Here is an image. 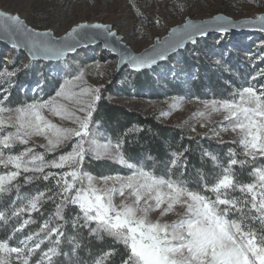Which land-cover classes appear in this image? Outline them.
<instances>
[{
    "label": "snow or ice",
    "instance_id": "6c2138e0",
    "mask_svg": "<svg viewBox=\"0 0 264 264\" xmlns=\"http://www.w3.org/2000/svg\"><path fill=\"white\" fill-rule=\"evenodd\" d=\"M213 19L215 30L219 32L238 26L222 16ZM242 23H258L259 30L264 31V14ZM204 28L201 24L188 23L182 30L173 29V34L179 32V36L158 42L140 55L116 47L112 50L119 52L120 62L140 70L165 59L166 53L178 47L182 40L204 35ZM96 35L107 39L115 37L116 33L105 24H77L65 36L56 38L51 32L28 27L19 15L0 11V36L11 39L17 49H27L30 57L61 60L76 51L81 39ZM18 71L0 70V167L3 169L0 195L10 193L13 188L17 195L9 206L10 215L0 211V222L7 225L12 217H20L25 212L31 215L40 210L44 200L59 203H55V211L49 219L36 232L19 239L16 246L10 241L16 233H22L30 223L28 219L13 228L6 239H0V264H13V261L30 264L45 240L51 246L35 264H45V261L53 264V257L61 254V238L65 233L61 230L62 224H50L53 220H65V209L69 205L79 209L72 222L74 229L87 227L98 239L107 236L123 245L120 264H264V164L253 166L249 175L254 180L245 183L239 179L234 166L243 167L247 161L239 160L235 149H229L226 165L217 155L205 152L203 155L209 157L219 171L199 172L197 187L192 188L183 178L185 173L178 171L182 152L172 153L166 171L158 174L154 167H146L128 157L123 151V139L100 143L93 113L96 102L101 99V87L87 85L84 69L65 78L47 98L36 96L13 106L9 103L10 89ZM261 76L264 69L257 71L252 80ZM201 103L203 110L195 116L209 120L213 113H222L226 123L220 125V130L230 129L239 137L238 143L246 158L253 162L258 158L264 160V85L258 89L249 84L237 88L228 98ZM176 107L178 104L174 101L170 108ZM45 113L69 121L72 126L53 123ZM211 131L219 136L215 129ZM34 137H41L45 142L34 144ZM17 145L23 146L22 150L15 151ZM69 145V150L64 151ZM89 156L107 157L126 168L127 174L96 177L83 168ZM19 177H23L25 183L41 178L55 180V188L21 196ZM237 192L241 195H234ZM17 201H20L19 206H16ZM177 206L183 211L177 214L176 220L152 219L154 213L164 217L176 212ZM254 222L261 227H254ZM93 224L95 227L91 226ZM71 239L75 253L81 245L77 237ZM117 254L116 249H109L92 264H109L111 257Z\"/></svg>",
    "mask_w": 264,
    "mask_h": 264
},
{
    "label": "rangeland",
    "instance_id": "374dc122",
    "mask_svg": "<svg viewBox=\"0 0 264 264\" xmlns=\"http://www.w3.org/2000/svg\"><path fill=\"white\" fill-rule=\"evenodd\" d=\"M0 10L19 15L28 27L39 32H51L56 38L64 36L77 24H105L122 37L133 53L139 54L154 45L155 39L161 40L171 28L184 24L186 20L205 21L216 15H224L233 21L255 19L264 14V0H0ZM244 38L249 37L246 34H213L197 40L194 45H188L171 56L166 62L167 67L157 66L150 85L143 91H136L132 86L133 72L125 68L118 73L117 60L100 47L77 51L67 58V66L55 67L54 63L42 62L39 68H43L50 82L58 79L59 85L65 78L84 69L87 85L101 89L113 76L121 74L127 89L124 94L107 96L108 101L145 116H154L163 124L180 127L190 136L201 135L216 142L236 141L243 152L235 133L230 129L226 132L220 130V125L226 123L222 113H213L209 120L194 114L203 110L201 101L228 98L234 90L249 84L258 89L262 85L261 77L255 80L252 77L264 69V35H256L246 42L241 41ZM228 57L233 59L231 65L226 61ZM184 58L191 59L194 65L189 68L181 64ZM30 61L25 54L0 44V64L8 70H20ZM196 63H201V67L195 68ZM96 64H99V69ZM213 71L225 83L226 92L223 94L209 91L204 85ZM24 93L30 94V101L36 96L48 97L38 85L25 86ZM33 94L36 96L32 97ZM174 101L178 107L172 109L170 105ZM162 112L165 115H161ZM45 115L53 123L72 126L69 121H61L48 113ZM211 129L219 132V136ZM99 140L100 143L108 141L100 137ZM44 142L41 137H34L32 141L37 145ZM69 148L70 145L64 151ZM119 199L116 198L117 203ZM182 211L177 206L176 212L164 217L154 213L152 219L171 222Z\"/></svg>",
    "mask_w": 264,
    "mask_h": 264
},
{
    "label": "trees",
    "instance_id": "16d2710c",
    "mask_svg": "<svg viewBox=\"0 0 264 264\" xmlns=\"http://www.w3.org/2000/svg\"><path fill=\"white\" fill-rule=\"evenodd\" d=\"M241 41H249V38H244ZM180 52V51H179ZM177 52V53H179ZM176 53V54H177ZM175 55V54H174ZM173 56V55H172ZM72 56H69L70 58ZM230 57V56H229ZM227 58L228 64H232L233 59ZM54 63V62H47ZM68 59L64 62L54 63L55 67L67 66ZM181 64L192 67V60L184 58ZM167 67L164 62L159 66ZM48 66V65H47ZM195 68L201 67V63H196ZM5 67L0 64V70ZM13 70V68H10ZM157 72L155 68L141 72H133L132 86L136 91H143L152 81L153 75ZM240 75V74H238ZM222 77L217 76V72L213 71L209 76L206 84H204L209 91L219 92L221 94L226 92L225 83L221 81ZM264 85V76L259 79ZM171 85L170 82H168ZM202 82V86H203ZM41 86L46 95L54 94L59 86V80L55 79L50 82L48 75L43 73V68H39V62L30 61L27 68H21L15 77L12 78V87L10 89L9 102L16 105L30 101V94L24 93L25 86ZM200 85V84H199ZM126 84L122 82L121 74L113 76L107 86L101 89V99L96 102L95 111L93 113V125L98 128L101 139H108L113 141L123 139V151L133 161H139L146 167H154L158 174H164L166 165H168L172 153L182 152L184 155L181 160L180 168L178 171L185 173L184 179L188 181L192 188L197 187L199 181V172L212 174L214 171H219L215 168L213 162L209 157L204 156L205 152L213 153L222 159L226 165L228 161V151L230 148L235 149L237 158L239 160H246L247 163L241 167L240 165L234 166L242 182H253L254 177L249 174L253 166H261L264 160L258 158L255 162L251 158H246L239 146L234 141L216 142L209 140L201 135L190 136L184 129L166 125L159 122L154 116H145L138 112L130 111L124 106L110 102L107 96H114L118 93L124 94L126 91ZM36 96L33 94L32 97ZM23 146L17 145L15 151L22 150ZM38 151H43L38 149ZM49 159L52 158L50 155ZM85 171L93 174L96 177L127 174V169L121 167L118 163L111 160L102 158L95 159L91 156L87 157L83 163ZM0 167V171H2ZM20 183V195H34L37 190L45 191L49 188H55V180L44 181L34 180L30 183H25L23 177L18 178ZM240 196L239 192L234 193ZM214 198V197H213ZM16 190L12 189L10 193L0 195V211L8 212L12 200H16ZM250 199V198H249ZM20 201H17L19 206ZM59 203V201H55ZM55 203L53 201L44 200L40 206V210L29 215L25 212L20 217H12L8 224L5 225L0 222V239H6L12 234L13 228L22 223L25 219L30 220V223L25 226L22 233H16L13 240L10 241L12 246H16L17 241L31 232H36L45 220H48L50 215L55 211ZM79 214V209L76 206L69 205L65 209V220H53L50 226H55L56 223L62 224V231L65 233L61 238L60 250L61 254L53 257V264H92V261L103 252L109 249H116L119 254L111 257L109 264H120L121 256L124 254L122 244L117 243L113 238L105 236L103 239H98L89 233L87 227L73 228V220ZM82 223V221H81ZM95 227V225H91ZM254 227L259 229L261 226L258 222H254ZM77 237L80 248L73 253L74 244L72 237ZM42 238V237H41ZM51 246L49 241L45 240L40 249L30 260V264H35L39 260L43 251ZM45 264L47 262L45 261Z\"/></svg>",
    "mask_w": 264,
    "mask_h": 264
},
{
    "label": "water",
    "instance_id": "95a60500",
    "mask_svg": "<svg viewBox=\"0 0 264 264\" xmlns=\"http://www.w3.org/2000/svg\"><path fill=\"white\" fill-rule=\"evenodd\" d=\"M220 16L225 17L224 15H216L215 17H220ZM225 18L230 20V21H232L233 23H237L238 26L235 27V28H229V30L227 32H219V31L215 30L214 19H208V20H205V21H196V22H192V21L186 20L184 24L171 28L168 31L167 35L164 36L161 40L155 39L154 45H156L158 42H162V41H164L166 39L175 38V36H179V34H180L179 32L173 34L172 30L173 29L182 30L184 28V26L186 24H188V23L201 24V25L205 26L204 35H195L191 40H188V39L182 40L178 47H175L174 49H172V50H170V51H168L166 53L165 59L158 60L156 62V64L152 65L151 67L140 69V70H134L130 66L120 62L119 52L118 51L114 52L112 49L114 47H116L117 49H127V51L130 52L133 55H140V54H143L145 51L150 50L154 45L150 46L148 49H145L144 51H142L139 54H135L122 41V37L118 36V35H116L115 37H112V38H107V39L103 35H96V36H93L92 38L81 39L79 45L76 48V51L68 53L66 55V57H64L61 60H49V59H44L43 57H30L27 49H25V48H19V49L15 48L13 46L14 42L11 39H9L8 37H5V36H0V44L5 45L7 47H10L12 49H15V50L25 54V56L29 60L37 61L39 63H42V62H45V63L46 62H54V63L64 62L69 56H72L77 51H80V50L86 49V48H91V47H100L103 51L110 53V56L113 59L117 60L116 66H117V72L118 73L121 70L125 69V68H127L131 72H136L137 73V72H141V71H145V70H150L152 68H156L157 66H159V64L167 62L172 55L176 54L179 51L184 50L188 45H194L197 40L203 39V38H207V37H209L210 35H213V34H218V35L230 34L232 36H235L237 34H246L249 38H252V37H254L256 35H259V34H263L264 35V31H260L259 30V24L258 23L251 24V25L242 23L243 21H246V20H249V19H241V20H238V21H233L231 18H228V17H225ZM251 20H254V19H251ZM110 29H111V27H110ZM85 31L92 32V31H95V30H85ZM44 32H47V31H44Z\"/></svg>",
    "mask_w": 264,
    "mask_h": 264
}]
</instances>
